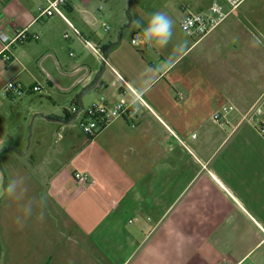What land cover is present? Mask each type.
<instances>
[{
  "label": "crops",
  "instance_id": "obj_1",
  "mask_svg": "<svg viewBox=\"0 0 264 264\" xmlns=\"http://www.w3.org/2000/svg\"><path fill=\"white\" fill-rule=\"evenodd\" d=\"M126 4L70 0L66 21L40 17L47 0H0V264H264V138L240 108L227 111V77L211 72L208 36L181 41L172 33L164 47L135 46L155 12L134 7L131 35ZM188 11L182 7L180 26ZM23 29L38 39L5 53ZM87 41L108 52L100 98L132 101L117 72L149 109L138 103L136 118L118 119L94 139L84 134L81 143L63 136L70 124L47 121L60 126L66 144L52 149L67 152L66 161L25 162L28 152L11 143L20 105L5 86H40L51 100L79 103L103 68ZM44 114L71 120L64 111L60 119ZM74 171L88 174L89 185Z\"/></svg>",
  "mask_w": 264,
  "mask_h": 264
},
{
  "label": "rangeland",
  "instance_id": "obj_2",
  "mask_svg": "<svg viewBox=\"0 0 264 264\" xmlns=\"http://www.w3.org/2000/svg\"><path fill=\"white\" fill-rule=\"evenodd\" d=\"M124 2L127 3L126 5L129 8V0H124ZM209 2L210 0H132L130 14L132 16L134 7L136 8L137 5L149 12H163L173 22L172 33L174 37L186 41L189 37L182 31L183 29L177 22L182 7L195 12ZM218 30L211 35L209 34L207 38L213 43L212 58L214 62L211 66V72L213 76L222 72L227 77L224 82L229 103L225 106L227 111L230 106H236L238 110L240 108L245 113L258 97L264 94V0H246L239 9L225 20L220 30ZM127 31L132 35L134 26L130 25ZM190 57L191 55L186 59V62ZM216 63H221V67L215 66ZM26 88L23 95L13 97V102L20 105L21 118L19 130L16 129L12 133L14 142L11 143L14 145L13 149L18 154L19 152H28L24 157L27 163H31V156L43 158L51 155L57 156V165L63 161L65 162L68 153L58 152L66 144L65 140L58 141L60 126L59 124L47 123L49 117L44 113L53 111L56 113L54 117L60 119V114L63 115L64 111L63 106L69 107L71 103H66L62 96L51 100L45 95L44 91L29 93V87L26 86ZM97 91L96 89L89 91L83 100L85 109L96 100L98 102L100 96ZM59 105L61 106L59 107ZM29 107L36 108L37 112L29 113ZM232 112H236V110ZM217 115L221 114L217 113ZM50 126L54 129L48 130ZM69 128L67 134L62 133L63 136L81 143L79 138L84 137V133L78 124V120L71 123ZM44 132L46 134L43 144L38 146L37 141ZM52 148L58 151H54ZM74 149L75 147H70V151ZM76 172L74 171V175Z\"/></svg>",
  "mask_w": 264,
  "mask_h": 264
},
{
  "label": "built area",
  "instance_id": "obj_3",
  "mask_svg": "<svg viewBox=\"0 0 264 264\" xmlns=\"http://www.w3.org/2000/svg\"><path fill=\"white\" fill-rule=\"evenodd\" d=\"M246 0H214L207 12L195 13L193 11H188L181 21L182 31L189 36L194 38L202 39L209 34L211 35L214 31H217L225 20L235 12L237 9L244 4ZM70 0H47V7L42 9L40 12V17L47 16H59L64 20L68 21L64 13V8ZM74 26L70 24V28L76 33L79 32L73 28ZM67 38V34L65 35ZM0 35V38H3ZM37 35H30L27 29H23L17 32L15 38L5 47V53L9 52L11 48L15 45L25 44L30 40H37ZM144 37L141 33H136L133 36V45L141 46L146 43L143 42ZM135 41V43H134ZM85 46L88 47L94 54L99 57L102 64H107L105 54L99 49L98 46L93 44V42L87 41ZM73 56V54H72ZM10 59L9 56L6 58ZM116 79L118 82L123 84L125 89L124 93L127 92L133 98L132 101L124 102L121 101L115 105L109 104L106 97H101L98 102L93 103L88 108H82L79 111L80 104L77 102L70 106L67 113L73 118L78 112V124L80 125L83 133L92 139L98 136L107 125L110 123L125 117L136 118L137 116V104L145 106L149 109V105L145 101L142 93H139L133 89L119 73L115 72ZM114 84H117L116 82ZM26 88L22 84L16 81L7 83L4 92L6 96L20 97L25 92ZM31 91L41 92L40 87H35ZM29 91V92H31ZM235 106H230V111L235 110ZM243 122L253 125L256 132L264 138V94L259 96L254 102L251 108L243 114ZM75 180L81 185L87 186L90 183V178L88 174L81 173L77 171L74 175Z\"/></svg>",
  "mask_w": 264,
  "mask_h": 264
},
{
  "label": "clouds",
  "instance_id": "obj_4",
  "mask_svg": "<svg viewBox=\"0 0 264 264\" xmlns=\"http://www.w3.org/2000/svg\"><path fill=\"white\" fill-rule=\"evenodd\" d=\"M172 30L173 22L165 13H153L148 20L147 26L143 29V42L149 47L153 45L164 47L172 37ZM137 110H139L138 107Z\"/></svg>",
  "mask_w": 264,
  "mask_h": 264
},
{
  "label": "water",
  "instance_id": "obj_5",
  "mask_svg": "<svg viewBox=\"0 0 264 264\" xmlns=\"http://www.w3.org/2000/svg\"><path fill=\"white\" fill-rule=\"evenodd\" d=\"M131 4H132V0H129V12H128V14H129V24L126 27H128V26H130V24H132V18H131V15H130V7H131ZM105 58L106 59L108 58V52H106ZM105 70H106V64H103L102 71H101L100 75H97V77H96L95 81L93 82V84L90 85L85 91H83V92H81L79 94V104H80L79 111H80V109L82 110V108L84 107V104H83V97H84V95L87 92L92 91V90L95 89V87L97 86V84L101 80L102 75H104ZM77 117H78V112L74 115V117L69 122H65V121H61V120H57V119H53V118H47V121L65 123V124H68L69 125V124L75 122L76 119H77ZM26 153L27 152H19V155H25Z\"/></svg>",
  "mask_w": 264,
  "mask_h": 264
},
{
  "label": "trees",
  "instance_id": "obj_6",
  "mask_svg": "<svg viewBox=\"0 0 264 264\" xmlns=\"http://www.w3.org/2000/svg\"><path fill=\"white\" fill-rule=\"evenodd\" d=\"M64 114L66 117V120L72 119V117L67 113V110L64 109Z\"/></svg>",
  "mask_w": 264,
  "mask_h": 264
}]
</instances>
